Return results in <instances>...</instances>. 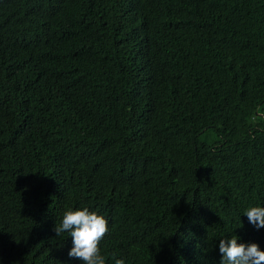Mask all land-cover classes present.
<instances>
[{"label": "trees", "instance_id": "1", "mask_svg": "<svg viewBox=\"0 0 264 264\" xmlns=\"http://www.w3.org/2000/svg\"><path fill=\"white\" fill-rule=\"evenodd\" d=\"M264 0H0V264H219L264 227Z\"/></svg>", "mask_w": 264, "mask_h": 264}, {"label": "clouds", "instance_id": "2", "mask_svg": "<svg viewBox=\"0 0 264 264\" xmlns=\"http://www.w3.org/2000/svg\"><path fill=\"white\" fill-rule=\"evenodd\" d=\"M249 223L257 228L264 227V207L249 206L245 209ZM57 236L68 233L72 247L68 255L83 264H106L101 254L100 242L108 232V221L96 211L87 207H68L62 213L59 224H55ZM219 264H264V251L256 243H238L237 236L221 238L218 244ZM114 264H125L122 258L113 256Z\"/></svg>", "mask_w": 264, "mask_h": 264}, {"label": "rangeland", "instance_id": "3", "mask_svg": "<svg viewBox=\"0 0 264 264\" xmlns=\"http://www.w3.org/2000/svg\"><path fill=\"white\" fill-rule=\"evenodd\" d=\"M258 114H260L261 118L264 120V102L259 106Z\"/></svg>", "mask_w": 264, "mask_h": 264}]
</instances>
